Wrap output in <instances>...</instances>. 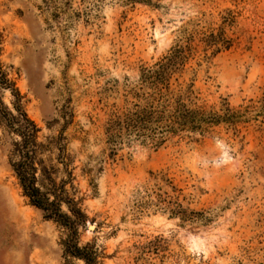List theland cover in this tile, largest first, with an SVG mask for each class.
I'll return each instance as SVG.
<instances>
[{
  "label": "rangeland",
  "instance_id": "1",
  "mask_svg": "<svg viewBox=\"0 0 264 264\" xmlns=\"http://www.w3.org/2000/svg\"><path fill=\"white\" fill-rule=\"evenodd\" d=\"M0 62L40 140L65 137L97 264H264V0H0ZM149 103L154 139H109ZM186 108L233 118L193 129ZM5 139L0 264H85L23 195ZM58 153L44 158L60 182Z\"/></svg>",
  "mask_w": 264,
  "mask_h": 264
},
{
  "label": "trees",
  "instance_id": "2",
  "mask_svg": "<svg viewBox=\"0 0 264 264\" xmlns=\"http://www.w3.org/2000/svg\"><path fill=\"white\" fill-rule=\"evenodd\" d=\"M158 70L148 69L144 74V81L155 79L161 81L165 65L159 63ZM162 68V69H161ZM0 88L10 90L14 100L10 108L3 101L0 93V128L5 134V141L9 143V163L15 177L22 189L23 195L29 203L44 213V217L52 219L67 230V238L63 244L65 255L83 259L85 264H97L98 251L94 246L87 244L79 245L78 227L87 219L80 201L76 199L67 187L74 180L73 171L70 169V156L67 154V147L64 143L63 134L55 138L47 137L46 141L40 140L41 128L27 113L21 91L16 81L9 76L0 62ZM158 89L157 94H161ZM152 100L155 97L151 98ZM151 103V102H150ZM146 105L138 107L134 111L123 114L112 120L107 127L109 139L120 137L127 132L137 137L154 139L156 129L153 127V120L157 118L153 106ZM181 106H183L181 104ZM233 115L227 113L224 117L210 113L202 109L181 110V126L189 123L193 129H201L204 124L217 122L220 119H232ZM57 148L58 162L63 163L68 172V180L57 181L59 168L52 162L48 163L44 154ZM74 188V186H72ZM66 205L68 211L63 209Z\"/></svg>",
  "mask_w": 264,
  "mask_h": 264
},
{
  "label": "bare ground",
  "instance_id": "3",
  "mask_svg": "<svg viewBox=\"0 0 264 264\" xmlns=\"http://www.w3.org/2000/svg\"><path fill=\"white\" fill-rule=\"evenodd\" d=\"M222 158H224V159L226 160V156L223 155ZM227 158H228V157H227ZM5 214L7 215V213H5ZM6 217H8V216H6ZM6 217H5V218H6ZM5 218H4V219H5ZM6 219H7V218H6ZM6 221H7V220H6Z\"/></svg>",
  "mask_w": 264,
  "mask_h": 264
},
{
  "label": "water",
  "instance_id": "4",
  "mask_svg": "<svg viewBox=\"0 0 264 264\" xmlns=\"http://www.w3.org/2000/svg\"><path fill=\"white\" fill-rule=\"evenodd\" d=\"M91 228H93V227H91Z\"/></svg>",
  "mask_w": 264,
  "mask_h": 264
}]
</instances>
